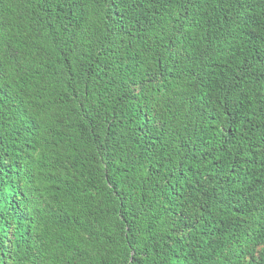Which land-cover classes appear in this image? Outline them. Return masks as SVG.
Returning <instances> with one entry per match:
<instances>
[{
	"label": "trees",
	"instance_id": "trees-1",
	"mask_svg": "<svg viewBox=\"0 0 264 264\" xmlns=\"http://www.w3.org/2000/svg\"><path fill=\"white\" fill-rule=\"evenodd\" d=\"M0 264H264V0H0Z\"/></svg>",
	"mask_w": 264,
	"mask_h": 264
}]
</instances>
